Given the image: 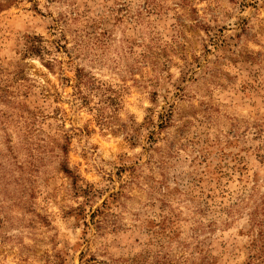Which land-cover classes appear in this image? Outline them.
<instances>
[{
    "label": "rangeland",
    "instance_id": "1",
    "mask_svg": "<svg viewBox=\"0 0 264 264\" xmlns=\"http://www.w3.org/2000/svg\"><path fill=\"white\" fill-rule=\"evenodd\" d=\"M0 264H264V0H0Z\"/></svg>",
    "mask_w": 264,
    "mask_h": 264
},
{
    "label": "trees",
    "instance_id": "2",
    "mask_svg": "<svg viewBox=\"0 0 264 264\" xmlns=\"http://www.w3.org/2000/svg\"><path fill=\"white\" fill-rule=\"evenodd\" d=\"M164 124H167V121Z\"/></svg>",
    "mask_w": 264,
    "mask_h": 264
}]
</instances>
